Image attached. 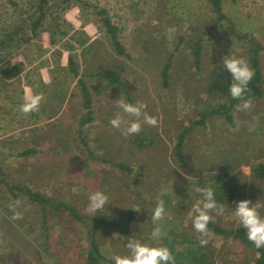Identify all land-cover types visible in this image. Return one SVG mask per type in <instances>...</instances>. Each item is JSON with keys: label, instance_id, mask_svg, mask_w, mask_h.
<instances>
[{"label": "rangeland", "instance_id": "1", "mask_svg": "<svg viewBox=\"0 0 264 264\" xmlns=\"http://www.w3.org/2000/svg\"><path fill=\"white\" fill-rule=\"evenodd\" d=\"M67 3L64 10L47 11V24L55 27V18L60 16L66 21V33L57 34L52 44L49 31H43L15 49L19 53L10 62L22 64L23 70L10 80L12 86L0 89V264H85L90 251L87 222L74 219L65 208L57 214L46 212L44 221L41 206L22 190L13 192L9 187L14 184L71 202L82 216L98 212L87 207L89 194L96 190L109 196V203L99 210L102 213L133 211L128 234L105 225L99 229L96 242L103 257L95 264H115V255L128 253L125 244L133 235L151 244L167 245L177 233L206 241L201 244L211 250L212 264H254L259 253L240 239L211 228L207 234L197 231L192 226L196 210L191 205L202 203L196 187H212L217 173L224 179L234 175L245 190L232 201L217 199L224 205L222 214L209 210L211 220L222 228L241 226L232 208L238 200L264 202V178L253 173L264 162V92L246 99L249 108L237 107L243 101L231 110L235 125L219 113L208 117L205 125L188 129L209 103L218 106L223 101L218 92L208 94V84L212 68L223 65L226 54L243 56L251 67L252 50L260 46L264 75V0H223L226 17L222 20L209 0ZM34 10L29 0H0V38L5 29H12ZM104 16L118 26L126 54L117 52L103 25ZM197 41L203 46L200 63L189 46ZM72 44L77 47L73 54L79 77L91 93L93 119L83 128L80 118L89 108L84 105L79 77L67 69ZM40 71L50 82L45 83ZM27 82L31 83L30 94L42 93L43 99L37 110L24 113L19 105L24 102L22 88ZM43 82L48 88L42 87ZM60 87L67 96L75 94L72 104H80L77 116L71 107L63 110L64 106L50 98L49 91ZM120 98L143 103L144 111L156 118L151 129L142 123L147 137L151 132L156 136L148 147L136 148L130 135L123 134L124 124L120 128L111 125L110 120L120 111ZM113 129L109 135L122 136L119 144L106 141L107 132ZM182 133L186 134L179 154ZM130 147L138 152L130 154ZM25 149L34 151L22 155ZM112 158L126 162L130 169L111 165L107 159ZM159 200L164 201L165 211L153 222L151 213ZM260 212L264 215V207ZM156 227L160 232L153 235ZM179 246L184 253L175 264H194L186 243Z\"/></svg>", "mask_w": 264, "mask_h": 264}, {"label": "trees", "instance_id": "2", "mask_svg": "<svg viewBox=\"0 0 264 264\" xmlns=\"http://www.w3.org/2000/svg\"><path fill=\"white\" fill-rule=\"evenodd\" d=\"M55 1V0H29V5L34 6L35 10L33 14L23 17L18 24L12 29H5L3 31V36L0 38V89H5L7 87L12 86L14 82L10 81L15 76L19 75L23 70L22 64H11L10 59L14 57L15 54L19 53L16 52L15 49H19L22 44L30 43L34 38H38L41 36L43 31H49L50 33V41L52 44L56 43L57 34L62 35L65 34L64 24L65 20L59 19V17L55 18V23L47 24V11L48 9L51 10V14L54 13V10H64L65 5H67L69 0H58L57 3L48 5V2ZM211 2L212 8L218 14V20H222L226 17V14L223 12V0H209ZM106 11V9H104ZM23 13V12H22ZM102 22L104 27L106 28L107 33L110 34L111 38H113L116 46V50L119 53H125V46L118 38V26L113 24L112 20L108 16L102 17ZM30 30L31 34H28L27 31ZM192 47V52L195 54L196 62L200 63L201 54L203 46L200 44L199 41L195 43V45H189ZM15 50V51H14ZM259 52L260 46H256L252 50V55L250 57L251 68L254 71V75L252 79L249 81L248 87L246 89L245 95L241 98H233L229 92V85L231 83L230 72L224 68L223 65H216L212 68L210 75H209V84H208V94L211 96L213 93H219V100L221 103L219 105H214L209 103L200 113V118L191 123L188 131L198 125H205L208 117L214 116V114L222 113L225 117L235 125L234 116L231 113V110L237 106L239 103L245 101L248 98L255 97V96H262L264 92L263 83H264V75L261 71L260 62H259ZM59 53V52H58ZM60 54V53H59ZM126 54V53H125ZM77 56L73 53L69 55V67L67 69H71L72 75L75 77H79V66L76 62ZM62 68V67H61ZM65 68V67H63ZM168 69V68H166ZM167 76V70L164 71V77ZM79 83L82 87V93L84 96V105L87 109L80 118V127L83 128L85 124L90 122L92 118V110L91 107V93L86 82L79 77ZM43 88H48V85L44 82L42 83ZM33 85V84H32ZM56 87V83L53 84V88ZM49 95L51 99H55L58 101L59 107L64 106L63 110H69L71 107L73 111V115L77 116V109L79 108L80 104L75 103L72 104V99L75 97V94H70L67 96V91L60 87L58 91H49ZM65 104L66 107H65ZM76 111V112H75ZM145 127L150 129L153 127L150 124H147ZM151 132V130H149ZM187 131V132H188ZM114 129L108 131L109 138L106 140L112 144H119L122 141V136H115V134L109 135L113 133ZM147 129L143 128L138 133L131 134L129 136V140L135 145L136 148H146L148 145L152 144L155 141V137L152 132L151 136L147 137ZM186 132V133H187ZM186 133H182L179 135V142L177 144L178 153L182 154V148H184V136ZM121 134V133H120ZM144 134L143 138H139L138 135ZM107 136V135H106ZM134 136V137H133ZM119 138V139H117ZM100 138H94L93 141H100ZM161 140V139H160ZM158 144H163V142H157ZM135 147L128 148L129 153H136L137 149ZM33 149H25L22 152V155L30 154ZM90 151V148H89ZM91 153V152H90ZM122 155V154H121ZM228 157V155H225ZM106 159V158H105ZM104 160V159H102ZM111 162V165L121 168L130 169V167L124 161H119L115 158L107 159ZM182 162L184 159L182 158ZM214 166L210 167L213 169ZM253 173L258 178H264V162L259 163L253 168ZM216 180L212 182L211 186L215 190L216 199L223 198L226 201H232L236 197V195L240 196L241 194L244 195V185L237 183L236 177L234 175L230 176L229 178L224 179L223 175L220 173L215 174ZM8 185V182H6ZM10 184V183H9ZM13 192L14 190H22L29 198V200L37 205L41 206V209L44 213V221H47L46 212H50L51 214H57L59 211L63 210L64 208L69 210L71 214L74 216V219L78 221L87 222L88 233L90 240V251L85 264H95L102 259V255L100 252V247L96 242V235L99 229L105 225L113 228L115 231L120 232L122 234H128L130 231L129 225L131 224L132 220L134 219V212L131 210L123 211L120 213H102L101 211L96 212L93 215H83L78 212L77 208L71 203L62 200H57L54 197L46 196L41 194L39 191L34 190V188L26 185L14 184L9 187ZM237 196V197H238ZM91 220V221H87ZM208 228L219 232L221 234H228L234 238H238L244 243L250 245L255 251L259 253V257L256 259L254 264H264V248H256L252 241L248 240L246 229L241 225L234 230H226L222 228L217 222L210 220L208 224ZM186 241V242H184ZM186 243V246L189 250L192 251L193 257L190 260L194 264H212L211 258V250L207 248L206 245L201 244L197 241L194 237L190 238L187 234L184 233H177L170 239V243L166 246L169 247L171 250L175 262L176 259L181 255H183L184 251L181 249L179 245H183ZM180 256V257H181ZM177 264H184L182 262Z\"/></svg>", "mask_w": 264, "mask_h": 264}, {"label": "clouds", "instance_id": "3", "mask_svg": "<svg viewBox=\"0 0 264 264\" xmlns=\"http://www.w3.org/2000/svg\"><path fill=\"white\" fill-rule=\"evenodd\" d=\"M223 66L230 72L231 83L229 85V92L231 96L233 98L243 97L249 81L254 75V71L248 61L243 56L229 53L223 57ZM42 99V93L29 94L24 99V102L19 105V110L24 113L37 110ZM249 106L250 102L245 100L237 107L247 109ZM118 108L120 111L115 114L110 123L116 128H120L124 124V135L138 133L141 130L142 123L150 125L157 123L154 116L144 111L145 105L143 103H132L124 98H120ZM126 116L128 117L127 119ZM195 191L201 194L202 203L191 205L196 210L192 226L197 231L207 234L208 224L212 219L209 210L222 214L224 212V205L218 202L215 190L210 186H197ZM108 203V194L104 190H96L89 194L87 207L89 210L96 212L104 209ZM262 207H264L262 200L253 203L251 199H240L232 207L234 215L238 218V222L246 229L248 240L252 241L258 249L264 248V215L260 212ZM164 211V201L159 200L151 213L152 221L160 219ZM159 232V227H156L153 235H157ZM201 243H206V241H201ZM125 245L129 250L128 253L115 255V264H175V258L171 250L164 244H151L133 235L128 238Z\"/></svg>", "mask_w": 264, "mask_h": 264}, {"label": "crops", "instance_id": "4", "mask_svg": "<svg viewBox=\"0 0 264 264\" xmlns=\"http://www.w3.org/2000/svg\"><path fill=\"white\" fill-rule=\"evenodd\" d=\"M51 42V41H50ZM45 46L47 47V45L45 44ZM72 54V53H71ZM69 59V58H68ZM41 72V71H40ZM41 77H43V80L45 81V83H48L50 82V79H48L45 75V72L42 71L41 72ZM31 88V83L30 82H27V83H23V88H22V92H23V95H24V99L26 98L27 95L30 94V91L29 89ZM31 90V89H30Z\"/></svg>", "mask_w": 264, "mask_h": 264}, {"label": "built area", "instance_id": "5", "mask_svg": "<svg viewBox=\"0 0 264 264\" xmlns=\"http://www.w3.org/2000/svg\"><path fill=\"white\" fill-rule=\"evenodd\" d=\"M44 36H45L46 39H49V37H48L49 35H48L46 32L44 33ZM46 36H47V37H46ZM86 42H88V41H86ZM86 44H87V43H86ZM88 44H89V43H88ZM81 46H82V45H81ZM84 48H87V45H86ZM84 48H83V49H84ZM69 50H70V52H72V53L74 52V53H75V52H76L75 50H77V47H76V46H73V44H72L71 46H69ZM12 64H13V63H12Z\"/></svg>", "mask_w": 264, "mask_h": 264}]
</instances>
